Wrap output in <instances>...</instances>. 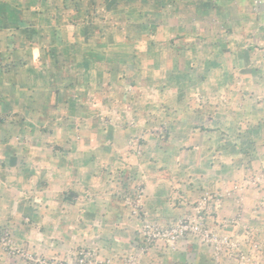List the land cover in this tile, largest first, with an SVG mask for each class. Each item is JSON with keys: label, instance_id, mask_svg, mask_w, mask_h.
Masks as SVG:
<instances>
[{"label": "crops", "instance_id": "obj_1", "mask_svg": "<svg viewBox=\"0 0 264 264\" xmlns=\"http://www.w3.org/2000/svg\"><path fill=\"white\" fill-rule=\"evenodd\" d=\"M262 99L264 0H0V231L46 263L264 264ZM204 194L239 251L140 249Z\"/></svg>", "mask_w": 264, "mask_h": 264}, {"label": "built area", "instance_id": "obj_2", "mask_svg": "<svg viewBox=\"0 0 264 264\" xmlns=\"http://www.w3.org/2000/svg\"><path fill=\"white\" fill-rule=\"evenodd\" d=\"M211 197L207 196L199 201L194 207L193 214L186 215L175 223L168 226H161L157 223L147 222L141 230L138 245L141 250L146 251L152 245L165 242L174 246L178 241L194 236L200 238L202 241L209 243L217 254L233 253L240 250V243L238 240L228 234H220L213 231L207 222L206 200ZM238 224V222H236ZM0 243L9 249L12 254L23 256L26 260L42 264H66V262H51L46 263L44 260L34 258V255L28 251H22L19 247L13 244L11 235L7 230L0 231ZM140 261L135 253L129 254L125 257H110L101 258L96 253L80 249L74 256L73 262L69 264H139Z\"/></svg>", "mask_w": 264, "mask_h": 264}, {"label": "rangeland", "instance_id": "obj_3", "mask_svg": "<svg viewBox=\"0 0 264 264\" xmlns=\"http://www.w3.org/2000/svg\"><path fill=\"white\" fill-rule=\"evenodd\" d=\"M252 97L255 98L254 96H252ZM258 102L263 103L264 102V99L258 100ZM252 175H253V177H252L253 178V181H254L255 185H257V188H260L261 187L259 190L263 191L264 190V168L257 169L256 172H254ZM252 175H250V176H252ZM204 197H206L205 194L202 197V199H204ZM199 201L197 200L195 202L194 207L197 206V204H198ZM259 206L262 207V208H264V196H263V201L261 203H259ZM238 221H240V220L237 219V218H234V221H231V223H235L236 224V222H238ZM248 227H258V228H260V229L257 228L258 229L257 230V233H258V231H260L261 229H264V219L263 218H259L258 219V226H255V225L254 226H251V225H249ZM248 230H249V228H248ZM245 233L246 234H245V238H244L245 240H244V242L247 243V244L248 243H252V241H251L252 240L251 238L253 236L252 231H250V233L249 232H245ZM239 243L241 244V241H239ZM256 246H257V244H256ZM20 249H22V248H20ZM22 251H26V250L22 249ZM34 258H39V260H42V261L44 260V259H42L40 257L35 256V255H34ZM32 261H33V263H35L34 262V259Z\"/></svg>", "mask_w": 264, "mask_h": 264}]
</instances>
